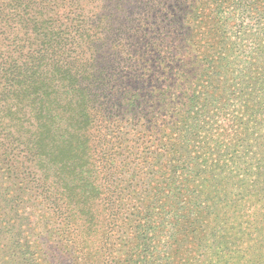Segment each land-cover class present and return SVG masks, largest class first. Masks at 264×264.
Returning a JSON list of instances; mask_svg holds the SVG:
<instances>
[{"label":"trees","instance_id":"1","mask_svg":"<svg viewBox=\"0 0 264 264\" xmlns=\"http://www.w3.org/2000/svg\"><path fill=\"white\" fill-rule=\"evenodd\" d=\"M0 172L105 243L135 200L139 264L187 231L192 179L201 238L264 264V0H0Z\"/></svg>","mask_w":264,"mask_h":264},{"label":"rangeland","instance_id":"2","mask_svg":"<svg viewBox=\"0 0 264 264\" xmlns=\"http://www.w3.org/2000/svg\"><path fill=\"white\" fill-rule=\"evenodd\" d=\"M153 90L155 87L147 85L144 91L149 99L146 108L150 113H154L155 107H158L155 106L158 103H154L158 99L154 98ZM148 132L151 134V131ZM132 133L129 139H133L134 142L127 141L122 150L127 148L125 150L135 154L141 151L142 147H139L140 143ZM161 135L154 134L153 136L161 138ZM166 136L164 135V138ZM152 140L149 145L153 143ZM199 158H201L200 155L197 159ZM218 159L225 161V164L229 166L232 165L231 162L224 160L225 154L219 155ZM158 160L160 164L156 167L163 168V162H166L167 158L159 156ZM237 160H240L238 165L242 166L247 157L242 155L237 157ZM144 166L143 164L142 167ZM135 168L141 170L139 166ZM230 169L228 167L225 169L226 172H213L212 174H202V176L206 180H208L207 177L216 178L218 173L230 176L231 172H227ZM190 173L194 174V172ZM37 176L39 175L37 174ZM186 180L184 181L186 183H182L184 186L182 195L188 202L186 203L188 211L182 220V225L185 222L190 226H187L186 232L181 230L178 233L177 241H172H176L172 249L167 245L168 241L165 236H158L156 242L149 248L151 257L142 263L181 264L178 255L167 260L169 256L179 250L182 257H188L187 264H235V261L228 257L227 252L217 250L213 239L201 238L200 217L193 206L198 197L193 196L190 192L193 187H196V183L192 179ZM214 182L215 179L210 183L212 188L216 186ZM191 195L192 197H190ZM209 196L213 197L212 202H215V194L211 193ZM42 197L32 184L31 178L27 176V172H0V264H139L142 253L137 249L139 241L135 238V222L133 216H129L130 209H128L135 206V200H124L127 203L123 209L126 211L123 214L126 220H120L121 223L116 222L117 228L120 229L119 232L122 233L116 234L115 232L108 239V243H105L104 235L100 237V232L96 234V237L93 236V233L85 235L78 227L79 222L75 221V224L71 220L61 221L60 218L53 216ZM224 197L229 198L228 192L224 193ZM162 233L166 235L164 231ZM157 258L158 260H156Z\"/></svg>","mask_w":264,"mask_h":264}]
</instances>
